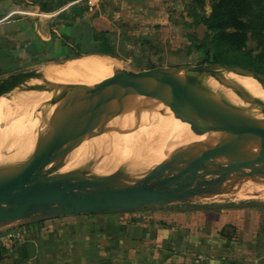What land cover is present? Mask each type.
I'll return each instance as SVG.
<instances>
[{"label": "water", "instance_id": "obj_1", "mask_svg": "<svg viewBox=\"0 0 264 264\" xmlns=\"http://www.w3.org/2000/svg\"><path fill=\"white\" fill-rule=\"evenodd\" d=\"M85 55L78 52L75 57ZM209 68L264 79L254 71L215 64L139 72L116 69L95 83H80L35 104L12 127L17 131L22 127V133L13 131L3 140L8 160L0 167V226L165 207L219 196L236 182L264 178V103L219 82ZM34 72L1 77L0 97L23 84L41 92L29 83ZM237 117L257 124L260 130L241 125ZM107 118L135 128L165 119L186 125L202 139L172 143L163 158L146 171L124 181L104 182L98 190L89 191L79 184L46 186L44 180L54 166L46 168L53 158L65 153L68 144L83 143ZM219 159L231 163L211 166ZM174 167L178 169L168 174Z\"/></svg>", "mask_w": 264, "mask_h": 264}, {"label": "crops", "instance_id": "obj_2", "mask_svg": "<svg viewBox=\"0 0 264 264\" xmlns=\"http://www.w3.org/2000/svg\"><path fill=\"white\" fill-rule=\"evenodd\" d=\"M79 2L82 0L68 3V9L79 8ZM84 6L74 20L72 11L65 15L64 6L51 12L58 16L54 24L35 21V40L50 45L52 37H57L62 46L72 49V35L77 43L88 35L92 49L80 53L92 54L100 49L95 35H125L120 31L125 27L132 35H149V27L158 24L154 0H86ZM0 7L8 8L0 16V35H11L22 23L16 21L4 29L16 11L5 2ZM16 33L13 35H23ZM108 43L113 49L115 42ZM202 202L195 199L148 208L158 210L154 213L140 209L9 225L6 239L0 243V264H264L262 208L239 203L206 207Z\"/></svg>", "mask_w": 264, "mask_h": 264}, {"label": "rangeland", "instance_id": "obj_3", "mask_svg": "<svg viewBox=\"0 0 264 264\" xmlns=\"http://www.w3.org/2000/svg\"><path fill=\"white\" fill-rule=\"evenodd\" d=\"M37 1L38 0H0V3H8L9 7L16 11L11 16L13 20H7L3 28L7 29L9 25H15L16 21H18V24L19 22L22 23L19 24L20 28H14L11 35H8L9 33L7 35H0V78L20 71H36L63 62L62 60L64 58L74 56L78 52H86L92 49V44L89 43L88 35L81 43H77L76 37L72 35L70 39L72 46H74L72 49L62 46V41H59L57 37H52L53 39L50 45H43L37 42L33 30L34 22H42L44 26H47L58 21V16L53 17V13L46 14L40 12ZM54 1L57 0H53V5L55 3ZM85 1L86 0H82V2L78 3L79 9L85 7ZM202 1L203 8L201 10L198 3L194 0H154L155 6L158 7L157 17L159 19H157L158 24L149 27L151 28L150 32H148L149 35H132L133 32L130 31L128 27L120 30L125 35H103L108 41L112 40L115 42L113 45V53L115 55L114 58H116L114 60L117 62L116 64H118L115 68L139 72L155 67L195 66L203 64L202 51L195 48V42L203 38L205 30L202 26H193V18L191 16L193 10L197 15H208L210 13V6L213 0ZM65 6L64 13L68 16L71 10L68 9V4ZM7 10L8 8L3 9L0 7V16L4 15V12H7ZM39 20L42 21L40 22ZM22 25L26 28L21 27ZM17 31L22 32V34L25 35V39L23 35H13ZM95 36L100 37V35ZM60 38L65 39L66 36L60 35ZM68 38L69 37H67V39ZM96 44L98 45L99 43ZM96 44H93L95 45L94 47H96ZM254 47L255 43L249 41L248 48L252 49ZM94 54L96 53L88 55ZM72 58L75 57H70L69 59ZM23 86L29 87L27 84H23ZM28 89L32 90L30 87ZM44 90L43 93L49 92V90ZM11 92L4 94L0 99H9L11 96L21 93L17 88L13 90L14 93ZM95 135L101 138L103 137L98 134ZM113 145L118 147L115 143H113ZM115 150L117 149H111L112 155L120 160H123V157H137L144 151L142 148H137L135 146L132 149L123 150L121 158L116 154ZM66 162L68 163L65 153L59 152L46 168L48 169L54 166L52 175L58 177L64 174H72L65 178L61 177L58 183L64 181L70 183L77 180L63 187L79 184L86 190L94 191L100 189L104 182L125 180L114 175L115 171L118 169V161L112 167L104 163L101 165L102 161H97L94 158L80 163L67 164ZM218 162L219 165H227L226 161ZM65 163L70 168H67ZM64 164L65 167H62ZM93 167L94 170L95 167H97L95 171ZM60 168H62L61 170L64 172L61 171ZM201 200L203 201L202 203H205L206 207H214L217 205L216 203H220L224 206H234L235 203H239L262 208L261 222L264 227V178L258 177L252 180L236 182L228 187L226 193L219 196H210ZM163 209L164 208H161L159 210L163 211ZM146 211L154 213L158 210L146 208ZM8 227L0 226V243H3L4 239H6L4 233L9 229Z\"/></svg>", "mask_w": 264, "mask_h": 264}, {"label": "bare ground", "instance_id": "obj_4", "mask_svg": "<svg viewBox=\"0 0 264 264\" xmlns=\"http://www.w3.org/2000/svg\"><path fill=\"white\" fill-rule=\"evenodd\" d=\"M116 63L114 59L108 56L97 54L75 57L34 72L29 83L40 88L41 92H34L21 85L17 88L21 93L18 92L19 94L11 96L12 98L10 97L9 99H0V167L6 165L8 160V148L6 143H3V140L13 131L18 132V135L22 133V127H20L18 131L12 129L13 125L20 117L30 111L35 104L45 100L48 96L62 95L80 83H95L111 75L113 71L116 70L115 67L118 65ZM209 72L219 82L228 86L240 88L264 103V79L261 77L222 68H209ZM200 82L203 83L202 81ZM44 89L49 90V92L43 93ZM237 120L243 126L254 129L255 131L260 130L257 124L245 118L237 117ZM144 125L147 126L135 128L131 124L107 118L83 143H70L66 146L65 157L68 161V163H66L86 162L94 158L97 161H102V163L100 162L101 165L104 163L112 167L118 161V169L115 171L114 175L118 178L130 179L146 171L154 162L163 158L170 144L181 140L195 141L202 139L186 125L178 122H169L165 119H159L153 126L148 124ZM95 134L110 139L118 147H115L110 140L103 137L101 138ZM135 146L137 148H142L144 151L137 157L122 158L123 150L132 149ZM112 148L117 149L115 150L116 154L123 160L115 158L112 155ZM218 161H226L227 165L231 163L230 161L219 159L211 164V166H219ZM65 164L62 167H65ZM67 164V168H70ZM96 168L97 167H95V170ZM61 169L62 168H60V170ZM177 169L176 167L170 169L168 174L175 172ZM69 175L72 174L60 176L65 178ZM61 177L50 175L45 178V185L63 187L64 185L77 181L75 180L70 183L64 181L58 183Z\"/></svg>", "mask_w": 264, "mask_h": 264}, {"label": "trees", "instance_id": "obj_5", "mask_svg": "<svg viewBox=\"0 0 264 264\" xmlns=\"http://www.w3.org/2000/svg\"><path fill=\"white\" fill-rule=\"evenodd\" d=\"M73 1L76 0H57L53 5V0H38L37 4L41 12L51 13ZM194 1L202 10L203 1ZM70 8L72 20L84 11L76 6ZM191 16L193 26L205 30L203 38L195 42V48L202 51L203 64L240 67L264 75V0H213L208 15H197L193 10ZM95 40L100 41L96 54L115 57L102 34ZM249 41L255 43L254 48H248Z\"/></svg>", "mask_w": 264, "mask_h": 264}, {"label": "built area", "instance_id": "obj_6", "mask_svg": "<svg viewBox=\"0 0 264 264\" xmlns=\"http://www.w3.org/2000/svg\"><path fill=\"white\" fill-rule=\"evenodd\" d=\"M40 15V14H39Z\"/></svg>", "mask_w": 264, "mask_h": 264}]
</instances>
